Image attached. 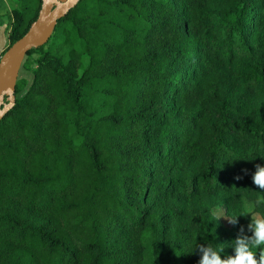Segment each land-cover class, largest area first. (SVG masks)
<instances>
[{
    "label": "trees",
    "instance_id": "16d2710c",
    "mask_svg": "<svg viewBox=\"0 0 264 264\" xmlns=\"http://www.w3.org/2000/svg\"><path fill=\"white\" fill-rule=\"evenodd\" d=\"M21 2L6 49L40 9ZM20 69L0 264H198L196 245L223 259L251 235L216 210L264 195V0H78Z\"/></svg>",
    "mask_w": 264,
    "mask_h": 264
},
{
    "label": "water",
    "instance_id": "95a60500",
    "mask_svg": "<svg viewBox=\"0 0 264 264\" xmlns=\"http://www.w3.org/2000/svg\"><path fill=\"white\" fill-rule=\"evenodd\" d=\"M78 0H41L36 19L28 30L0 57V119L15 104V86L26 53L44 45L54 31L58 20L63 18Z\"/></svg>",
    "mask_w": 264,
    "mask_h": 264
},
{
    "label": "clouds",
    "instance_id": "9594fccd",
    "mask_svg": "<svg viewBox=\"0 0 264 264\" xmlns=\"http://www.w3.org/2000/svg\"><path fill=\"white\" fill-rule=\"evenodd\" d=\"M236 180L241 176L234 177ZM252 183L264 193V166L257 164L255 171L251 175ZM264 205V195L257 198L249 206L247 213L228 217V222L232 225L238 223V216L250 215L251 222L247 225V231L251 235L245 234L243 227L239 230V235L232 242L233 254L226 258H221L222 248H214L211 245H196L194 248L199 253L198 264H264V215L254 214L256 209ZM257 250L259 256L257 257Z\"/></svg>",
    "mask_w": 264,
    "mask_h": 264
},
{
    "label": "rangeland",
    "instance_id": "374dc122",
    "mask_svg": "<svg viewBox=\"0 0 264 264\" xmlns=\"http://www.w3.org/2000/svg\"><path fill=\"white\" fill-rule=\"evenodd\" d=\"M21 3V0H0V57L9 44L8 34L12 20L11 11L13 8L21 6ZM24 74V71L20 69L18 76H23ZM216 214L220 217L224 227L231 231L232 224L228 222V217L224 215L223 211L218 209Z\"/></svg>",
    "mask_w": 264,
    "mask_h": 264
}]
</instances>
